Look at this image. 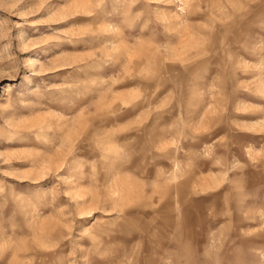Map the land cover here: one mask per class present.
Returning a JSON list of instances; mask_svg holds the SVG:
<instances>
[{"label":"rangeland","instance_id":"1","mask_svg":"<svg viewBox=\"0 0 264 264\" xmlns=\"http://www.w3.org/2000/svg\"><path fill=\"white\" fill-rule=\"evenodd\" d=\"M0 264H264V0H0Z\"/></svg>","mask_w":264,"mask_h":264}]
</instances>
